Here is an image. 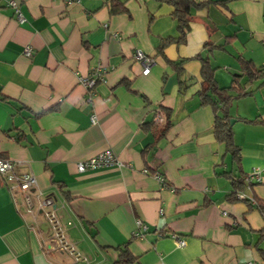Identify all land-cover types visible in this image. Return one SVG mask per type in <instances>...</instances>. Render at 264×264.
<instances>
[{"label":"crops","instance_id":"obj_1","mask_svg":"<svg viewBox=\"0 0 264 264\" xmlns=\"http://www.w3.org/2000/svg\"><path fill=\"white\" fill-rule=\"evenodd\" d=\"M14 1L18 11L0 0V157L37 185L29 210L0 176V264H264V216L252 199H264V172L245 178L264 166V0H197L207 4L191 9L185 39L161 53V39L179 36L166 2L120 0L125 10L111 13L109 0ZM137 49L152 58L147 73ZM198 55L220 86L241 60L261 69L239 78L249 93L228 106L239 161L199 101ZM95 67L104 79L89 90L79 76ZM106 148L125 165L77 171ZM46 197L78 258L49 246ZM122 249L132 261L118 262Z\"/></svg>","mask_w":264,"mask_h":264},{"label":"trees","instance_id":"obj_2","mask_svg":"<svg viewBox=\"0 0 264 264\" xmlns=\"http://www.w3.org/2000/svg\"><path fill=\"white\" fill-rule=\"evenodd\" d=\"M158 2H166L171 5L172 16L177 20V30L179 36L176 38L167 37L161 39L159 45L157 46L158 52H162L164 46L172 41H183L185 39V34L188 28V22L191 18V9L192 8H201L204 7L207 3L204 1L197 0H157ZM125 7L123 2L120 0H109V11L111 13L123 12ZM205 45H209L208 42H205ZM220 47V45H219ZM198 58L201 60L200 75L202 77V84L198 90L199 101L201 104L210 105L214 112V121H213V134L216 140L223 142L226 146V149L231 153L232 158L235 161H239L240 153L239 147L235 144L233 140V131L230 124V115L228 113V106L232 99L240 97L249 93L246 91L243 85L240 82V77L246 75L247 78L251 79L255 76H261V69L257 68L250 60H241V73L233 74L231 82L227 86H220L215 77L214 70L215 67L212 66L207 58H202L198 55ZM167 62L171 63L174 67L180 69V62L172 61L166 59ZM128 85L127 80L121 81ZM264 82V80H262ZM144 126V125H143ZM170 127V120H166L162 128L158 132V136H162ZM166 183V182H165ZM241 180L233 179V195H235L240 187ZM253 184L252 182H249ZM255 207L259 212L264 216V199L252 197ZM264 229V228H262ZM261 255L264 256V250H261ZM133 256L128 252L127 249H122L119 254L118 262L128 263L132 261Z\"/></svg>","mask_w":264,"mask_h":264},{"label":"built area","instance_id":"obj_3","mask_svg":"<svg viewBox=\"0 0 264 264\" xmlns=\"http://www.w3.org/2000/svg\"><path fill=\"white\" fill-rule=\"evenodd\" d=\"M71 1L73 0H67V2ZM9 4L12 5L16 11H18L14 0H9ZM18 18L19 20L22 19L19 13ZM31 52V45L26 44L23 49V54L25 56H30ZM134 57L143 64L142 73H147L150 69L152 58L139 49L134 52ZM103 79V70L99 67L91 69L87 75L79 76L80 83L89 90H92L95 84ZM156 119L159 118L157 117ZM91 120L93 122L95 121L94 115L91 116ZM16 165L17 162L14 160L6 157H0V176L3 178L6 186L13 191L14 195L15 193L21 194L25 204L27 205V209L30 210L32 208L31 191L36 187L37 179L32 172L18 171ZM124 165L125 163L120 160L111 149L106 148L96 152L86 159L79 160L76 163V169L77 171L82 172L89 169ZM262 172H264V166H255L245 175V178L249 182H259L262 178ZM154 175L163 184V186H169L165 183L162 175L158 173H154ZM236 195L239 198H245V195L241 192H237ZM38 204L39 207L42 208L45 219L47 220L51 230V243H49V246L61 250H67L70 254H73L75 258H78L79 253L75 252L73 246L65 239L63 230L59 224V220L57 219L52 208V199L49 197L42 198L39 200ZM137 224L140 227H145L139 220L137 221ZM169 235L176 240L178 245L185 244V240L177 233L171 232Z\"/></svg>","mask_w":264,"mask_h":264},{"label":"water","instance_id":"obj_4","mask_svg":"<svg viewBox=\"0 0 264 264\" xmlns=\"http://www.w3.org/2000/svg\"><path fill=\"white\" fill-rule=\"evenodd\" d=\"M233 122V119H230V123H232Z\"/></svg>","mask_w":264,"mask_h":264}]
</instances>
